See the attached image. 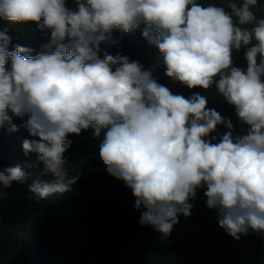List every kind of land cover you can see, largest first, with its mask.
<instances>
[{"label": "clouds", "instance_id": "9594fccd", "mask_svg": "<svg viewBox=\"0 0 264 264\" xmlns=\"http://www.w3.org/2000/svg\"><path fill=\"white\" fill-rule=\"evenodd\" d=\"M259 4L0 0V25L6 23L0 30V225L30 233L40 249L50 218L70 210L68 191L81 175L68 166L69 136L90 127L94 137L105 128L94 156L107 176L131 190L141 226L162 237L172 227L200 232L199 190L209 208L201 213L233 239L249 231L264 236V16L253 11ZM8 24L16 35L40 41L12 42ZM135 29L155 46L151 57L167 77L188 89H214L231 105L243 134H233L231 119L206 106V95L172 93L152 66L108 51L119 49L114 31ZM241 50L245 63L237 66Z\"/></svg>", "mask_w": 264, "mask_h": 264}, {"label": "trees", "instance_id": "16d2710c", "mask_svg": "<svg viewBox=\"0 0 264 264\" xmlns=\"http://www.w3.org/2000/svg\"><path fill=\"white\" fill-rule=\"evenodd\" d=\"M211 2L222 3L223 0ZM258 3L253 11L258 17L264 16V0H258ZM6 26L12 42L25 45L28 42L25 38L30 39L21 33L15 34L21 26L18 23L13 26L14 31L9 29V24ZM25 28L31 27L25 25ZM113 34L120 35L121 39L119 49L109 48L110 53L120 50L122 54H131L130 59L138 60L144 67L152 66L157 81L172 93L187 96L198 91L206 95V106L231 119L233 134H243L244 128L238 123L233 107L214 89H188L164 74L165 66L159 59L151 57L155 46L147 43L139 29L126 33L114 31ZM39 41L34 37L28 43L33 46V42ZM234 63L244 65L242 50L235 54ZM217 130L222 133L226 129L219 125ZM92 131L89 127L82 129L79 135L69 136L72 144L65 151L68 166L71 172L77 169L81 172L68 191L70 210L50 218L40 249L33 245L30 233L21 230L17 235L0 225V264H42L45 259L46 264H264V236L249 231L238 240L233 239L217 225L215 218L201 213L209 208L199 190L196 196L199 223L195 224V229L200 232L172 227L169 235L162 237L151 226H141L138 223L140 210L133 208L131 190L122 180L110 174L107 176L94 156L105 128L95 137ZM3 201L5 206L9 205L7 196ZM12 208L19 209L16 204Z\"/></svg>", "mask_w": 264, "mask_h": 264}, {"label": "bare ground", "instance_id": "6f19581e", "mask_svg": "<svg viewBox=\"0 0 264 264\" xmlns=\"http://www.w3.org/2000/svg\"><path fill=\"white\" fill-rule=\"evenodd\" d=\"M25 39H26L28 42L31 41L29 38H25ZM29 43H30V42H29ZM29 43H28V44H29ZM32 44L35 46V44H37V43H36V42H33Z\"/></svg>", "mask_w": 264, "mask_h": 264}]
</instances>
